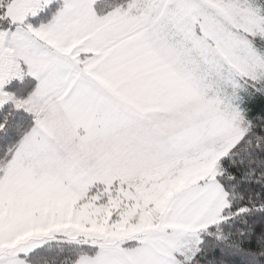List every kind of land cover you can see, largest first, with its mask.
<instances>
[{"label": "snow or ice", "instance_id": "obj_1", "mask_svg": "<svg viewBox=\"0 0 264 264\" xmlns=\"http://www.w3.org/2000/svg\"><path fill=\"white\" fill-rule=\"evenodd\" d=\"M0 264H264V0H0Z\"/></svg>", "mask_w": 264, "mask_h": 264}]
</instances>
